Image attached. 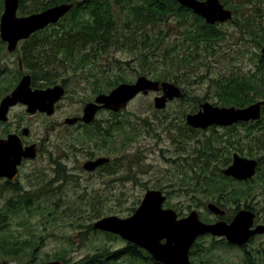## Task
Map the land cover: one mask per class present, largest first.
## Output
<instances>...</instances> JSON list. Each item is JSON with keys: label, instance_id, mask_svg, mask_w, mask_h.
I'll use <instances>...</instances> for the list:
<instances>
[{"label": "trees", "instance_id": "obj_1", "mask_svg": "<svg viewBox=\"0 0 264 264\" xmlns=\"http://www.w3.org/2000/svg\"><path fill=\"white\" fill-rule=\"evenodd\" d=\"M221 2L234 12L233 20L228 23H233L240 35L246 33L247 37L244 39L258 48L263 47L264 0H221ZM3 3L2 0L0 17L4 8ZM61 3H74V7L56 25H50L34 33L24 41L21 47L24 65L31 70L35 87H46L58 83L64 75L59 68L70 71V73L71 71L72 73L80 71L87 73V67L102 57L108 49L124 46L125 41H128L129 49L139 50L143 54L140 57L143 66L152 64V71H147V74L150 73L154 79L168 80L178 84L185 93L181 99L185 101L190 98L195 103L190 112L198 110L197 105L203 98L201 99L199 95L190 97L187 94V90L181 86L179 73L197 67L201 61L200 57L206 54L211 55L216 51L215 45L219 44L228 34L226 30L220 28L221 23L215 25L207 23L203 17L195 14L192 9L182 6L177 0H20L18 14L29 15ZM118 13L124 16L123 22L119 21ZM174 25L183 29L184 40L172 44L167 41V36ZM150 28L153 30L152 33L148 30ZM4 43L0 38V50L4 49ZM255 54L254 70L212 78L216 84L214 95L217 97V103L215 104L245 107L264 98V54L259 52ZM149 55L153 57L157 55L158 62L157 59L148 61ZM159 56L162 58H158ZM177 68L178 73L173 71ZM87 74H90L88 79L95 78L94 82H99L100 78L93 68ZM19 78L20 74L17 80ZM62 81L65 82L66 79ZM125 81L127 79L124 77H116V79H111L110 84L116 86ZM9 89L2 91V95ZM118 115L112 114L113 118ZM185 115L186 111L181 116L182 120ZM142 120H145L147 125H151L147 118ZM110 122L111 124L102 128L101 136L104 146L115 145L113 133L116 130L121 134L125 133L121 139V146H126L134 139L128 133L129 131H126L128 125L125 126V122L131 124V120L128 118L112 119ZM169 125L171 124L165 126L166 130L171 129ZM225 129L227 132L217 134L215 141L212 137L205 142L203 147L205 151H202L204 149L195 151L192 161L185 158V165L188 169L181 170L183 175L181 188L193 193V199L198 198L202 201L203 198L211 197L223 208L236 204L237 207L233 212L227 214V217L231 218L240 209L242 198H244L245 207L252 208L247 202L248 198L255 195L252 191L254 188L250 185L251 182H259L264 189V114L259 120L239 122ZM212 130L218 131L216 127ZM178 136L179 139L175 137L174 141L182 142L181 131ZM84 139L89 140L90 136L86 135ZM229 147L258 159L259 166L254 178L238 181L223 174L222 168L232 161ZM188 176H190V181L186 183ZM235 182L244 183L248 187L236 186ZM51 184L48 182L42 184L38 190L24 192L19 199V205H0L1 259L28 256L30 257L29 264L35 262L36 252L44 237L37 235L38 233L30 227L33 226L30 218L37 212L44 218L49 217L51 212L55 211V207H58L59 202L55 203L50 198L54 190ZM196 194L202 195V198ZM42 198H47L46 202L49 203L51 211L44 210ZM96 202L93 201L94 204ZM54 214L53 220L57 218L56 213ZM101 215H103L101 212H97L95 217L99 218ZM14 217L22 218L19 225L23 227L27 236L9 229ZM87 227L88 230L97 232L92 224ZM80 234L81 238H86L85 232ZM104 235L105 239L94 246L93 253L82 256L75 262L68 258L65 252L56 254L55 258L63 260V264H116L117 261L121 262V259L129 260L130 263L142 259L149 264H162L145 249L130 242L123 247L113 248L111 242L119 239L120 236L109 232H104ZM222 240L226 245H231L225 238ZM210 251L211 247L203 246L202 248L200 242H197L192 247L190 255L192 257L198 254L210 255ZM243 251V264H264V246L254 248V251L244 247Z\"/></svg>", "mask_w": 264, "mask_h": 264}, {"label": "rangeland", "instance_id": "obj_2", "mask_svg": "<svg viewBox=\"0 0 264 264\" xmlns=\"http://www.w3.org/2000/svg\"><path fill=\"white\" fill-rule=\"evenodd\" d=\"M118 14L119 21L123 22L124 16L121 13ZM220 28L226 30L228 34L219 44L215 45L216 51L211 55L206 54L202 58L200 57L199 60L201 61L197 67L179 73L181 86L187 90V94L190 97L199 95L201 99L203 98L200 103L205 101L213 104L217 103V97L214 95V86L216 84L212 78L254 70L255 53L259 52L262 54V47L258 48L250 41L244 39L247 34L244 32L245 34L240 35L233 23H221ZM148 30L150 33L153 31L151 28ZM183 35V29L174 25L169 31L167 41L172 44L180 43L184 40ZM129 48V42L125 41L124 46L108 49L102 57H99L87 67V73H89L91 68L95 70L98 78H100L97 83L94 82L95 78L93 80L88 79L90 74L85 73V71H80L79 73H72L71 71L70 73V71H64L63 68H59L64 75L59 79L58 83L66 79L69 91L61 100L60 108L53 115H38L34 117L22 107H16L9 114V123L5 124L4 128L11 129L17 124L31 125L33 130L32 138L43 141L44 149L40 152V156H38L39 158L33 166V170H36L35 174H39V177L50 178L54 176L49 163L50 156L48 157V154L50 152H54L55 156L60 155L66 162L68 160L66 158L67 154L76 153L77 155H73V159L69 162V166L78 167V161L80 162L85 156V152L81 148L92 149L96 143L103 142L102 138L95 135L88 134L87 136L91 138L86 140L84 139V133H70L65 128L58 129L57 122H62L65 117L82 111L83 105L90 102L89 100H93L96 95L108 93L114 89L117 85L112 86L110 84L111 79L124 77L127 79L125 82H134L140 75H146L154 79L150 73L147 74V71H152V64L143 66L142 58H140L143 54L139 50H131ZM0 53L1 100L19 81L20 78L18 80L17 78L20 73V67L17 56L8 52L5 46L4 49L0 50ZM149 56L148 61L157 59V55L155 57ZM158 58H162V56ZM173 71L178 73L179 69L177 68ZM41 82H44V80H41ZM8 88H10L8 92L2 95V91H6ZM158 94L157 92H150L149 94L138 95L116 118H113L111 114L113 112L107 109H103L97 114L96 119L100 121L123 120L125 118L131 120L132 123L125 122V126H129H126V131H129L128 133L134 139L126 146H121V139L125 133L121 134V132H118V139L114 142L118 151H112L109 146L103 147L97 152L104 156L116 158L120 165L119 172L110 177L114 183H110L109 186L111 188L109 190L98 176L89 177L86 182H80L79 184L72 177L73 182L76 183L70 182L60 190L53 192V195L50 194V198L58 201L59 204L57 205L58 207H55V211L53 210L51 214L49 213V217L44 218L39 212L31 216L30 220L33 226L30 227L38 233L37 235L44 237L36 252L35 263L48 261V259L57 260L59 258H55L56 254H63L66 251H68V254L66 253L67 257L73 260L93 253L94 246L105 239V231L88 230L87 226L93 225L95 221L108 215H118L120 217L131 215L140 205L148 189L154 188L168 192V199L164 206L176 209L182 216L189 214L193 209H196L204 220L215 216L214 213L207 209V204L215 202L214 199L210 197L199 201L198 198L193 199V193L181 188V179L183 177L181 170L186 171L188 169L185 165V158L192 161L194 159L193 153L204 149L203 147L207 140L213 137L212 139L215 141L217 134H225L227 130L221 127L216 128L219 133L214 132L211 128L202 130L192 127L194 130H191L186 122V115L191 113L190 110L195 103L190 98L185 101L181 98L174 99L167 104L165 109L160 110L155 108L154 105V99ZM218 105L221 106V104ZM197 107H199V103ZM184 111H186V115L184 120H182L181 116ZM143 118H147L151 125H147L145 120H142ZM104 124L107 125V123ZM168 124H171L169 125L171 127V129L169 128L170 130L165 129ZM53 125H56L57 128L53 127ZM180 131L183 135L182 142H175L174 138L177 137L179 139L178 133ZM229 150H231V156L236 152L248 156L246 153L235 151L231 147H229ZM117 158L119 159L117 160ZM136 160L138 161L136 162ZM188 181H190V176L187 177L186 183ZM234 184L244 188L248 187L244 183L235 182ZM250 185L254 188L252 191L255 195L248 198L247 202L257 210L258 222H264V189L256 181L251 182ZM57 186L55 185V187ZM196 195L202 198V195ZM2 200L4 201V197L0 195V204ZM42 200L43 207L45 206L44 210L46 212L51 211L49 203L46 202L47 198H42ZM93 201H97L96 204ZM241 203L240 208H244V198L241 199ZM236 207L235 204L228 208L224 207V209L231 214ZM97 212H101L103 215L99 218L95 217ZM54 213H56L57 217L55 220H53ZM12 222L13 224L9 227L11 231L27 236L23 227L19 225V222H22L21 217H14ZM81 232L86 233V238L80 237ZM198 241L202 248L203 246L211 247V254L191 256L194 264H243L244 251L240 247L226 245L222 239L220 240V237L211 235H203ZM261 241L264 243V236H258L253 242H249L250 244L247 247L253 246V248H257L258 243ZM126 244L127 241L121 237L111 242L113 248L123 247ZM29 262L30 257L28 258V256L0 258V264H29ZM116 264L149 263L142 259L133 263H130L129 260L121 259V262L117 261Z\"/></svg>", "mask_w": 264, "mask_h": 264}, {"label": "water", "instance_id": "obj_3", "mask_svg": "<svg viewBox=\"0 0 264 264\" xmlns=\"http://www.w3.org/2000/svg\"><path fill=\"white\" fill-rule=\"evenodd\" d=\"M200 15L211 25L233 20V11L221 0H177ZM20 0H4V10L0 17V37L7 42L10 52L16 51L21 40L29 39L37 31L57 23L73 7L74 3H61L29 15H19ZM264 54V46L262 48ZM31 76L25 75L11 93L0 101V121H7L10 108L17 103L28 106L29 113L37 111L53 115L56 103L66 93L63 85L57 84L47 88H33ZM157 92L154 105L157 109H165L174 99L185 96L182 88L168 80L152 79L140 75L134 82H122L109 93H100L94 101L84 106L83 116L67 117L65 124L77 121L92 122L100 109L120 112L140 94ZM264 98L245 107L219 106L209 101L199 103V110L186 115V122L193 128L207 129L210 126H231L237 122L256 121L262 118ZM36 145L23 149L20 139L10 135L8 139H0V176L11 179L17 174L18 165L23 158H35ZM100 157L88 161L84 166L94 170L97 166L109 161ZM259 165L257 158L235 153L231 164L223 170L227 176L239 180L252 179ZM167 195L160 189H148L137 209L127 217L118 215L104 216L94 222L95 230L119 235L127 242L136 244L147 250L150 255L162 264H194L190 258V250L197 239L205 234L225 237L230 243L242 246L251 237L264 233V224L253 228L256 214L253 210L240 209L228 222L220 219L208 223L200 218L199 212L193 209L185 217L179 218L173 208L164 207ZM207 208L218 216H225L226 210L215 202H209ZM165 240V241H163ZM39 264H63L61 260H51Z\"/></svg>", "mask_w": 264, "mask_h": 264}, {"label": "flooded vegetation", "instance_id": "obj_4", "mask_svg": "<svg viewBox=\"0 0 264 264\" xmlns=\"http://www.w3.org/2000/svg\"><path fill=\"white\" fill-rule=\"evenodd\" d=\"M23 42L24 41H20L18 43V47H17L16 51L10 52V53L15 54L17 56V59H18V63H19V67H20V73H19L20 74V79H19V81L22 79L23 76L30 75L31 76V81H32L31 82L32 83V87L34 89L35 88H47V87H50V86H46V87H35L33 85V75H32V72H30L31 70L28 67H26L24 65V62H23V51H22V48H21ZM4 46L7 48V42L4 43ZM7 51H8V49H7ZM19 81L16 83L15 87L17 86V84L19 83ZM57 84L63 85L65 87L66 93L63 96V98H64L66 96L67 92L69 91V87H68L66 81L65 82L62 81V82L56 83L54 85H57ZM54 85H51V86H54ZM12 90L10 92H8L7 94L11 93ZM160 93H162V92H160ZM7 94H5V95H7ZM96 96L93 98V100H89V101H94L95 98H96ZM61 100L56 103V111L60 108V102H61ZM84 105H83L82 111L78 112L75 115L68 116V117H81V116H83ZM16 107H22V108H24V110L26 112H28V106L27 105H25L23 103H17L16 105H14V106H12L10 108L9 114L12 113V111ZM102 110L103 109H100L97 112V114L100 111H102ZM107 110H109V109H107ZM198 110H199V107H198ZM114 113L115 114H119L120 112H113L111 114H114ZM29 114H31L34 117H36L38 115H40V116L47 115L46 113L39 112V111H37L35 113H29ZM97 114H96V118H97ZM9 118H10V115H9ZM9 118H8L7 121H0V139H8L10 135H16L17 138L20 139L23 149H26L27 147H30V146H33V145H36L35 146V149L37 151V156L35 158H30V157L29 158H23L22 161H21V163L18 165V171H17V174L14 176V178L11 179L8 176H0V195L2 197H4V201L2 200L0 205H3V206L9 205V204L19 205L20 204V200L19 199H20V197L22 196V194L24 192L38 190V189H40V186L42 184H45V183H48V182L52 183L51 184V188L53 187L55 189L52 192H56L57 190H60L61 188H63L66 185H68V183H70V182L72 183L73 182L72 177H74L75 180H76V182H78L77 184H79L80 182H84V181L86 182L89 177L98 176L100 178L101 182H103L104 184H106V188L108 190L111 188L109 185H110V183L113 184L114 182H113L112 178H110V177H111V175L117 174L119 172L120 165H119L118 161H116V158L110 157V156H104L103 154H98L97 153L99 149H103V147H109L110 145L104 146V142H102V143H98V144L96 143L95 144V147H93L92 149H83V148H81L83 150V152H85V156L83 157V159L80 162L78 161V167H74V165L73 166H69V162L73 159V155H77L76 153L75 154H73V153L67 154L66 155V158H68V160L66 162V161L63 160V157H61L60 155L55 156V153L54 152H50L48 154V157L50 156L49 163H50V166H51V170L54 173V176L53 177H50V178H44L43 176H40L39 177V174H37V173L35 174L36 170H33V166H34V163L38 160V158H39L38 156H40V152L44 149L43 141H41L40 139H33L32 138V136H33V130H32L31 125H28V124H17L15 127L11 128V129L4 128L5 124H8L9 123L8 122L9 121ZM66 118L67 117H65L64 120ZM96 118L92 122H90V123H86V122L80 120V121H77L74 124H65L64 123V120H63L62 122H57V124H58L57 127H58V129L65 128V130L68 131V132H70V133H80V134L81 133H84L85 136L88 135V134H91V135H95L96 137L102 138V136H101V133L103 132L102 128H104V126H106L104 123H107V125H109V123L111 124V122L110 121H100V120H97ZM237 124H239V122L234 123L231 126H216V125H213V126L208 127L207 129H209V128L212 129L213 127H216V128L217 127L227 128V127H232V126L237 125ZM53 127L57 128L56 125H53ZM1 128H3V129H1ZM202 130H206V129H202ZM117 136H118V132L116 130L113 133V139L115 141H116V139H118ZM110 147H111V150L112 151H118V149L115 148V145H111ZM233 155H232V161H233ZM240 155H242V154H240ZM100 157H107L110 160L107 161V162H105V163H103V164H101V165H99V166H97L94 170H88V169L85 168L84 165L88 161H93V160H96V159H98ZM118 159L119 158H117V160ZM228 166H226V167H228ZM226 167H223L222 168V172H223V170ZM108 168H110V169L108 170ZM229 177H231V176H229ZM232 178L235 179V180H238V181H247V180H239V179H236L234 177H232ZM103 180H105V181H103ZM76 182H73V183H76ZM55 185H58V186L55 187ZM152 189H154V188H152ZM163 192L166 195L168 194V192H165V191H163ZM167 199H168V195H167ZM53 202L56 203V201H54V200H53ZM164 207H166V206H164ZM166 208H172V207H168L167 206ZM244 208H246V207H244ZM240 209H243V208H240ZM247 209H250V208H247ZM251 210H253L255 212V214H256L255 223H254L253 228H255L259 224H264V222H258V220H257V218H258L257 210L253 206H252ZM176 212L178 213V217L179 218H182V217H185L186 216V215L185 216H182L179 213V211H177V210H176ZM237 212H235L234 215ZM227 214H228V210H226V214L223 217L218 216V215H215L214 217H212V218H210L208 220H204L201 216H200V218L203 221L208 222V223H214V222H216V221H218L220 219H224V220L230 222L233 219L234 215H233V217L228 218L227 217L228 216ZM205 235H211V234H205ZM211 236H213V235H211ZM258 236L259 237L260 236H264V233L254 235L253 237L250 238V240L247 243H245L242 246H239V245H235V244L230 243L225 237H220V240L223 239V238H225L226 241L228 243H230L231 245L238 246L242 250H244V247L248 248L247 246H248V244H250L249 242H253V240H255ZM200 238H201V236L197 239V241L195 242V244L197 242H199L198 240ZM163 241H165V240H163ZM259 246H264V243L262 241L259 242L258 243V247ZM192 247H194V245ZM248 249L254 251L253 246H250V248H248ZM191 250H192V248H191ZM191 250H190V252H191ZM66 253L68 254V251H66L65 254ZM51 260H54V259H51ZM51 260H48V261H51ZM57 260H60V259H57ZM77 260L75 259V260H73V262H75ZM61 261L63 262V260H61ZM44 262H47V261H44ZM41 263H43V262H41ZM33 264H39V263H35L34 262Z\"/></svg>", "mask_w": 264, "mask_h": 264}, {"label": "bare ground", "instance_id": "obj_5", "mask_svg": "<svg viewBox=\"0 0 264 264\" xmlns=\"http://www.w3.org/2000/svg\"><path fill=\"white\" fill-rule=\"evenodd\" d=\"M191 256V255H190Z\"/></svg>", "mask_w": 264, "mask_h": 264}]
</instances>
